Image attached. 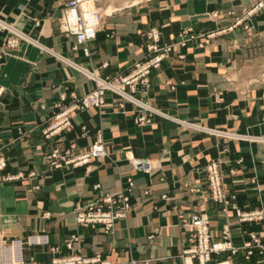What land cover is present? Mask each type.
Here are the masks:
<instances>
[{"label": "crops", "instance_id": "1", "mask_svg": "<svg viewBox=\"0 0 264 264\" xmlns=\"http://www.w3.org/2000/svg\"><path fill=\"white\" fill-rule=\"evenodd\" d=\"M257 1L99 0L101 10L107 8L86 55L72 48L74 36L60 30L65 0H0L5 23H0V45L12 29L37 44L23 39L0 68V155L7 163L0 172V232L8 241L25 237V262L49 264L54 256L75 252L100 255L109 264H187L190 259L195 264L183 224L196 212L209 215L215 240H221L226 225L238 247L249 232L264 235L263 221H241L234 208L264 209V142L255 141L264 137V78L246 75L253 64L249 55L264 41V8L247 15ZM113 5L121 8L113 12ZM152 28L161 31L162 43L172 44V51L147 83L127 92L153 112L108 91L102 107L74 110L70 127L46 137L55 115L96 87L84 70L109 78L128 75L147 57L145 34ZM141 114L151 121L138 122ZM99 134L103 157L50 169L52 149L64 152L74 145L71 153L78 154ZM212 159L221 162L231 199L226 210L208 187L206 167ZM135 161H148L151 169ZM130 177L131 209L112 232L76 221L89 201L126 190ZM33 235L47 242L30 244ZM73 235L78 237L74 252L66 247ZM244 254L242 248L233 261H244ZM261 254L255 250L250 262L264 259Z\"/></svg>", "mask_w": 264, "mask_h": 264}, {"label": "built area", "instance_id": "2", "mask_svg": "<svg viewBox=\"0 0 264 264\" xmlns=\"http://www.w3.org/2000/svg\"><path fill=\"white\" fill-rule=\"evenodd\" d=\"M94 0H65L64 12L61 22L62 30L67 34L75 37V43L72 45L74 50L82 48L86 55H91L92 51L89 47V42L97 37L101 28L102 15L97 6L91 5ZM72 15V18L70 17ZM12 35L7 42L10 46L18 44L20 38L18 33L12 31ZM147 40L146 53L147 57L143 60L134 63L131 73L120 77H103L98 73H91L92 79L96 81V87L83 97L77 99L64 111L55 115L56 122L53 124L50 131L46 132V137H51L57 131H62L71 126L70 116L76 109H83L88 107H102L106 103V93L111 91L122 98L129 99L134 103L140 105L143 109L150 112L153 110L146 106L143 102L134 98L127 92V87L133 88L139 83H147L149 76L153 70L161 66L162 61L169 56L173 45L169 43H162V33L157 28H152L145 34ZM182 43H185L183 40ZM2 53L0 51V59ZM151 114V113H149ZM138 122L149 123L150 117L146 114H141L138 117ZM62 152L59 148L52 149L48 158L50 160V169H63L69 165L88 164L91 161L102 157L105 153V143L101 134H99L93 143L78 154H72V148ZM136 166L143 167L146 171L151 169L148 161H135ZM7 166L6 159L0 155V172ZM35 173H32L34 175ZM208 186L212 199L224 205V209L231 206V199L223 185V173L221 162L217 159H212L206 169ZM22 176L19 175H5L4 180H13ZM129 186L126 190L117 193H107L106 195L89 201L84 207L79 209L76 213V221L81 225H97L104 226L107 233L112 232L116 222L127 216L131 209L130 192L133 187V179H128ZM95 189L100 188V184L94 186ZM199 190V189H196ZM240 216L241 221H263L264 209H257L252 212H241L239 208L234 207ZM183 229L189 234L193 245L188 249V254L193 258L199 260V264H212L214 254H221L222 252H229L228 260L233 262L232 256L239 251L245 249L244 257L249 259L254 253V245L263 249L262 238L263 232H252L251 239L244 243L243 247L234 245L231 239L230 226L226 225L223 230L221 240H215V235L211 229V219L206 213H193L188 221L183 224ZM8 235L0 232V264H29L25 262L22 256V249L25 242V237L21 235L14 236L10 241L7 239ZM30 238V244H39L47 242L46 239L39 235H33ZM78 240L76 235L67 241L66 247L75 251L74 242ZM52 252H57L58 247H52ZM109 264L108 261H102L100 255L85 257L78 253H72L67 257L55 258L51 264ZM220 262V261H217ZM216 263V262H214Z\"/></svg>", "mask_w": 264, "mask_h": 264}, {"label": "rangeland", "instance_id": "3", "mask_svg": "<svg viewBox=\"0 0 264 264\" xmlns=\"http://www.w3.org/2000/svg\"><path fill=\"white\" fill-rule=\"evenodd\" d=\"M97 1H99V0H96L95 2L97 3ZM129 1H131V2H134V3H136V4H139V3H143L144 2V4L145 3H150L151 2V0H129ZM137 1V2H136ZM134 3H130V4H128V5H131V4H134ZM144 4H140V5H144ZM146 4V5H147ZM112 5V4H111ZM127 5V6H128ZM65 6V5H64ZM96 6L98 7V8H102V6L99 4V6L96 4ZM115 8H114V11L113 12H116V11H118L120 8H121V5H113ZM106 8H107V6H106ZM106 8L105 9H103L102 10V12L104 13L105 12V10H106ZM264 8V2L262 1V0H258L256 3H255V5L251 8V9H249L248 11H247V15L248 16H252V15H254L256 12H258V11H260V10H262ZM110 10V9H109ZM63 12H64V7H63V10H62V15H61V17H60V30L65 34V35H67L63 30H62V28H61V22H62V17H63ZM107 13H108V10H107ZM111 13V12H110ZM3 19V18H2ZM6 21V20H5ZM1 23H2V21H1ZM4 23V22H3ZM237 23H240V21H237ZM12 24V23H11ZM11 29V28H10ZM20 33V32H19ZM11 33L9 32V33H7V35H6V37H4V40H3V42L1 43V45H0V51H1V53H2V58L0 59V68H1V66H3V64L5 63V61L7 60V58H9V57H14V52L18 49V47L20 46V42L23 40V38H20V40H19V42H18V44L17 45H15V46H10L9 44H8V42H7V40H8V38L9 37H11ZM28 42V41H27ZM30 43V42H29ZM258 45V44H257ZM259 47L261 48V49H258V52H256V53H253V54H250L249 55V62H252L253 64H252V67H250L247 71H246V75H248L249 77H250V79H259V78H264V41H262L260 44H259ZM16 53V52H15ZM86 71V73L89 75V76H91V73H93V72H88L87 70H85ZM106 98H107V93H106ZM66 129V128H65ZM250 136H243V138H247V139H251V138H249ZM251 137H254V136H251ZM256 138V140L255 141H260L261 143H263L264 141V137H255ZM251 140H253V139H251ZM88 149V148H87ZM206 169H207V167H206ZM223 185H224V182H223ZM209 187V186H208ZM224 188H225V185H224ZM226 190V189H225ZM227 195H228V193H227ZM252 232H254V231H252ZM252 232H249V235H250V238L249 239H251V234H252ZM9 233H11V232H9ZM12 234H16V232L15 233H13L12 232ZM73 237V236H72ZM71 237V238H72ZM70 238V239H71ZM69 239V240H70ZM262 241V244L264 245V240L263 239H261ZM76 241V240H75ZM52 250V249H51ZM255 250H258L260 253H262V254H264V252H262L263 251V249L261 248V247H259V246H257V245H254V252H255ZM254 254V253H253ZM261 254V255H262ZM68 256V255H67ZM67 256H65V257H67ZM264 256V255H263ZM55 258H61V257H57V256H54L53 258H52V260L50 261V263L49 264H51L52 263V261H53V259H55ZM245 258V257H244ZM251 258V257H250ZM250 258L249 259H244V261H233V263L234 264H264V259H262V260H259L258 262H250ZM195 259H197V258H195ZM222 260H228V257L226 258V259H222ZM222 260H218V259H216V258H213V261L212 262H210V263H214V262H217V261H222ZM98 263H100V262H98ZM97 264V263H96ZM195 264H199V260L197 259V261L195 262Z\"/></svg>", "mask_w": 264, "mask_h": 264}, {"label": "bare ground", "instance_id": "4", "mask_svg": "<svg viewBox=\"0 0 264 264\" xmlns=\"http://www.w3.org/2000/svg\"><path fill=\"white\" fill-rule=\"evenodd\" d=\"M96 0H94V4H91V5H94V6H96V2H95ZM137 2V1H136ZM99 9V8H98ZM110 11H112V10H109L108 9V13H110ZM99 12L101 13V15H102V18H103V14H102V10H101V8H100V10H99ZM70 17L72 18V15H70ZM0 23H1V21H0ZM101 23H102V20H101ZM1 24H4L5 25V23H1ZM14 28V27H13ZM17 30V29H16ZM12 31H14V32H16V33H18L25 41H28V42H30V43H33V44H35V45H37L36 43H34L33 41H32V39H30V38H28V37H26L24 34H22V33H19L18 31H15L14 29H12ZM74 65V64H73ZM84 69H82V71H83ZM84 72H86L85 70H84ZM90 77H92V75L90 76ZM106 154V153H105ZM104 154V155H105ZM103 155V156H104ZM102 156V157H103ZM189 259V258H188ZM187 264H194L193 263V261H191V259L187 262ZM212 264H234L232 261H230V260H222V261H220V262H216V263H212Z\"/></svg>", "mask_w": 264, "mask_h": 264}]
</instances>
